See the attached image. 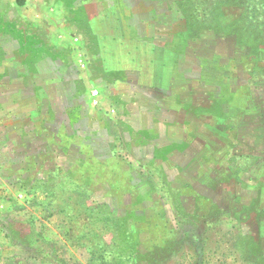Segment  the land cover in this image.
I'll return each mask as SVG.
<instances>
[{
	"label": "rangeland",
	"instance_id": "rangeland-1",
	"mask_svg": "<svg viewBox=\"0 0 264 264\" xmlns=\"http://www.w3.org/2000/svg\"><path fill=\"white\" fill-rule=\"evenodd\" d=\"M28 1L0 0V264H264V0ZM108 48L170 59L155 132Z\"/></svg>",
	"mask_w": 264,
	"mask_h": 264
},
{
	"label": "crops",
	"instance_id": "crops-1",
	"mask_svg": "<svg viewBox=\"0 0 264 264\" xmlns=\"http://www.w3.org/2000/svg\"><path fill=\"white\" fill-rule=\"evenodd\" d=\"M18 1L24 2V0H18ZM47 1L48 2L50 1L49 3H52L56 6L65 5V4L74 5V9H76L75 7L76 0H35L32 2L35 3L36 6L33 7L35 8L34 9L35 12L40 11L39 9H41V7L42 9H44L45 7L43 8V5H46ZM28 2H31V0ZM32 19L37 20L38 18L37 16H35L32 17ZM147 49H149L150 52H146V48H108L107 49V53L110 55L111 60H108L106 62L107 66L105 68L116 72L120 71V75L116 74L114 78L110 81V84L112 86L110 92H108L110 94H107L108 96L106 100H110V99L113 100L114 98L116 101H119L118 103H115L116 106L115 108L119 111L122 120L130 127L133 133H138L148 130L155 132L156 127L157 128L159 127L158 125L160 121L156 119V115H158L159 112H157V110H154V104L156 102L154 96H157L158 94L157 90L159 88L161 89L162 85L158 83H157L158 85L156 84V79L158 78L157 71L158 70L165 71V69H169L171 65L170 59L166 62L164 61L159 62L156 60L157 50H155V48H147ZM168 51L170 54V50ZM146 53L148 54L147 58H143L145 59L146 63L145 62L143 63L142 54H146ZM141 59L142 61H140ZM140 64H142L141 66H143V68L148 70L150 74V77H148V79H143L141 77ZM166 74L167 73L162 72V79H161V83H164L163 86L165 87L170 88V87L180 86L183 85V83L185 82L184 81L176 85L175 83H173V81L171 82L169 80L170 78L169 76H166ZM145 80L147 82H145ZM180 95H181V97L179 96L181 98L180 101H184L186 95L183 94ZM88 98L91 99V96L86 95L84 98V97H80L79 95H76V105L77 106L79 105V107L84 106L83 103H85V101H87ZM177 107L178 104L175 103L174 109L176 110L174 111L173 115H171V118L169 116L167 117L168 118L167 121H173V119H175L176 111L180 110ZM179 112L183 117L188 116L187 113L183 110ZM174 137L176 136L173 135V132H171V138Z\"/></svg>",
	"mask_w": 264,
	"mask_h": 264
},
{
	"label": "trees",
	"instance_id": "trees-1",
	"mask_svg": "<svg viewBox=\"0 0 264 264\" xmlns=\"http://www.w3.org/2000/svg\"><path fill=\"white\" fill-rule=\"evenodd\" d=\"M232 2V1H231Z\"/></svg>",
	"mask_w": 264,
	"mask_h": 264
}]
</instances>
